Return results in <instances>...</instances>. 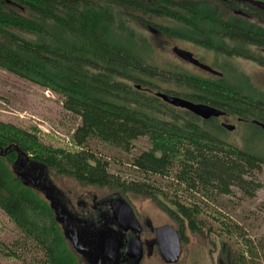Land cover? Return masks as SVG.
<instances>
[{
    "label": "trees",
    "instance_id": "obj_1",
    "mask_svg": "<svg viewBox=\"0 0 264 264\" xmlns=\"http://www.w3.org/2000/svg\"><path fill=\"white\" fill-rule=\"evenodd\" d=\"M258 4L264 0H0V70L60 97L64 111L79 120L69 148L45 144L36 127L0 122V211L18 236L0 241V255L21 264H78L48 201L15 175L19 159L83 187L149 199L176 224L181 240L184 229L215 232L211 219L224 238L220 253L227 264H264V237L252 241L204 204L234 191L253 198L264 151L237 148L226 142L217 119L202 121L154 96L207 105L254 126L251 121L264 124V92L231 70L214 78L161 70L149 63L152 47L135 28L264 68ZM141 138L150 148L126 163L140 176L130 181L111 173L90 148L96 141L129 154Z\"/></svg>",
    "mask_w": 264,
    "mask_h": 264
},
{
    "label": "rangeland",
    "instance_id": "obj_2",
    "mask_svg": "<svg viewBox=\"0 0 264 264\" xmlns=\"http://www.w3.org/2000/svg\"><path fill=\"white\" fill-rule=\"evenodd\" d=\"M154 22L164 27H172L171 23L165 20H155ZM261 25L264 26L262 23ZM135 28L152 47V53L148 58L149 63L161 70L177 68L201 77H219L218 74L209 73L207 70L183 60L179 53H186L198 63L219 74L231 70L230 73L234 75H242L257 92H264V68L253 61L227 60L187 41L167 38L145 28ZM160 87L165 91L179 92L166 84H160ZM0 122L23 129L36 127L45 144L63 148H69L71 135L79 124L77 118L64 111L60 97L2 70H0ZM217 122L220 126L226 124L234 127L233 131L223 133L227 143L237 148L251 145L264 151V133L260 129L240 123L233 117L220 118L217 119ZM90 148L109 162L111 173L125 175L124 178L130 181L133 178L138 179L140 176L128 168L126 163L139 153L147 151L150 145L145 138L138 139L134 142L129 154L96 141L91 142ZM42 175V178H46L50 188L73 203L75 198L83 195H94L100 199L118 194L129 204L137 217L148 218L153 228L168 226L178 232L176 224L149 199L131 194L122 196L119 192L108 189L83 187L70 178L58 177L52 172H42ZM257 181L260 184V189L255 192L253 198H246L241 193L234 191L229 197H220L216 204L204 201L208 213L217 211L226 216L230 222L242 227L247 237L252 241L264 237V167L262 172L257 175ZM39 192L45 198L44 194ZM55 197L56 193L53 194V198ZM208 220L211 228L215 231L213 233H209L207 229H203L201 234L191 233L188 229L183 230L184 240H181V255L175 264H227L221 258L220 245L224 238L218 234L219 226L213 220ZM17 237L15 227L0 211V241L10 244ZM0 264L21 263L0 255ZM142 264L165 263L155 255L150 259H144Z\"/></svg>",
    "mask_w": 264,
    "mask_h": 264
},
{
    "label": "flooded vegetation",
    "instance_id": "obj_3",
    "mask_svg": "<svg viewBox=\"0 0 264 264\" xmlns=\"http://www.w3.org/2000/svg\"><path fill=\"white\" fill-rule=\"evenodd\" d=\"M226 117L229 116L220 118ZM236 120L243 123L238 118ZM46 186L49 187L47 181ZM36 189L52 200L58 209L61 233L73 249L78 264H142L146 258L155 255L160 257L156 244L158 228H153L148 218L137 217L132 209L137 223L122 226L114 217L115 200H123L120 195L113 194L100 199L94 195H83L75 198L73 203L54 190L56 197L53 198L40 183Z\"/></svg>",
    "mask_w": 264,
    "mask_h": 264
},
{
    "label": "water",
    "instance_id": "obj_4",
    "mask_svg": "<svg viewBox=\"0 0 264 264\" xmlns=\"http://www.w3.org/2000/svg\"><path fill=\"white\" fill-rule=\"evenodd\" d=\"M260 7L264 8V5L258 4ZM183 60L189 62L193 65H196L202 69L208 70L213 74H219L212 69L203 66L202 64L198 63L194 60L190 55L186 53H179ZM139 89V87H137ZM154 96L161 100L163 103L176 108L181 109L189 112L190 114L194 115L195 117L201 119L202 121H208L210 119H218L223 117L225 114L219 110H216L212 107L203 104H194L187 100L166 95L163 93H154ZM253 125L259 127L261 130L264 131V124L259 122L253 121ZM221 128L225 131L231 132L234 130L233 126L221 124ZM22 163L19 159L13 165L14 173L17 177L20 178V181L24 186H30L34 189L37 188V185L40 183L47 190L50 191L53 197V189L46 186V178H42V167H34L32 164ZM26 166V167H25ZM33 174L35 176H33ZM38 190V189H37ZM39 191V190H38ZM45 200L48 201L50 208L55 214L56 221L58 222V209L54 206L52 200H49L45 197ZM114 206V217L117 219L118 223L122 226L130 223L136 224V219L134 217L132 208L121 199L115 200ZM59 224V223H58ZM156 244L159 250V255L162 261L165 264H175L178 262L179 257L181 255V239L178 232L168 226L158 228L156 230Z\"/></svg>",
    "mask_w": 264,
    "mask_h": 264
}]
</instances>
